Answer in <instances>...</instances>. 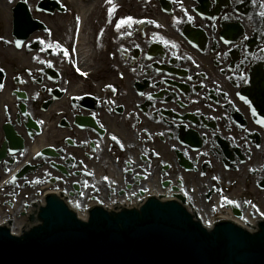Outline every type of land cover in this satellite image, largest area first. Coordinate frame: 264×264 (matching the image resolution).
<instances>
[{
    "label": "flooded vegetation",
    "instance_id": "af4514ba",
    "mask_svg": "<svg viewBox=\"0 0 264 264\" xmlns=\"http://www.w3.org/2000/svg\"><path fill=\"white\" fill-rule=\"evenodd\" d=\"M262 11L264 0H0V215L47 189L79 209L112 205L117 147L135 149L139 106L167 142L151 143L156 162L171 158L202 220L238 196L264 210V129L252 120L254 96L264 101Z\"/></svg>",
    "mask_w": 264,
    "mask_h": 264
},
{
    "label": "water",
    "instance_id": "95a60500",
    "mask_svg": "<svg viewBox=\"0 0 264 264\" xmlns=\"http://www.w3.org/2000/svg\"><path fill=\"white\" fill-rule=\"evenodd\" d=\"M44 217V229L21 239L0 229V264H264L255 241L208 238L175 209L154 208L141 218L92 215L85 226L65 213Z\"/></svg>",
    "mask_w": 264,
    "mask_h": 264
},
{
    "label": "snow or ice",
    "instance_id": "6c2138e0",
    "mask_svg": "<svg viewBox=\"0 0 264 264\" xmlns=\"http://www.w3.org/2000/svg\"><path fill=\"white\" fill-rule=\"evenodd\" d=\"M109 3H111V0H109ZM260 16H261V18H264V11H262L261 13H260ZM125 23H134V21H132L130 18L129 19H127V20H121L120 22H119V24H117V29L119 30V28H120V26L121 25H123V24H125ZM139 23H143L142 21H140ZM157 27H159V25H156ZM18 48L21 46L19 43H17V45H16ZM57 47H59V44L57 45ZM63 51V54L65 55V56H69L70 55V52H69V50H62ZM49 67H51V65H49ZM0 71H3L2 69H0ZM77 71H79V69H77ZM80 75H86L84 72H80ZM109 87H111V86H109ZM3 88V85H0V89H2ZM114 90V89H113ZM149 99H151V97H149ZM259 123H260V125H261V127H264V120H261V121H259ZM113 140H116L117 141V143H119V141L117 140V138L116 137H113L112 138ZM121 147H123V145H121ZM105 179H107V177H105ZM229 203H231V201H228ZM253 207H255V205H253ZM258 210V209H257Z\"/></svg>",
    "mask_w": 264,
    "mask_h": 264
},
{
    "label": "bare ground",
    "instance_id": "6f19581e",
    "mask_svg": "<svg viewBox=\"0 0 264 264\" xmlns=\"http://www.w3.org/2000/svg\"><path fill=\"white\" fill-rule=\"evenodd\" d=\"M89 8H92V6H91V7H89Z\"/></svg>",
    "mask_w": 264,
    "mask_h": 264
},
{
    "label": "rangeland",
    "instance_id": "374dc122",
    "mask_svg": "<svg viewBox=\"0 0 264 264\" xmlns=\"http://www.w3.org/2000/svg\"><path fill=\"white\" fill-rule=\"evenodd\" d=\"M89 38V37H88Z\"/></svg>",
    "mask_w": 264,
    "mask_h": 264
}]
</instances>
